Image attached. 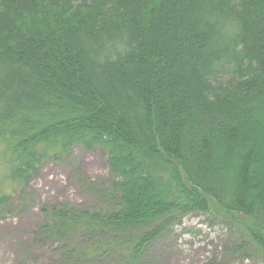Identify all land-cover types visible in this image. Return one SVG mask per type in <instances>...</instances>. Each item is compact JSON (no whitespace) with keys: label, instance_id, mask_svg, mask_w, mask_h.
Instances as JSON below:
<instances>
[{"label":"trees","instance_id":"trees-1","mask_svg":"<svg viewBox=\"0 0 264 264\" xmlns=\"http://www.w3.org/2000/svg\"><path fill=\"white\" fill-rule=\"evenodd\" d=\"M74 144L107 151L121 199L47 214L38 244L86 243L61 264L112 250L136 263L193 211L238 219L264 247V0H0L7 176L27 184ZM151 217L162 225L127 234Z\"/></svg>","mask_w":264,"mask_h":264},{"label":"rangeland","instance_id":"rangeland-1","mask_svg":"<svg viewBox=\"0 0 264 264\" xmlns=\"http://www.w3.org/2000/svg\"><path fill=\"white\" fill-rule=\"evenodd\" d=\"M107 160V151L74 144L67 156L43 162L27 184L12 182L0 161V193L10 195L0 205V264H61L64 245L84 246L81 234L51 244H38L36 236L54 208L119 209L121 192L113 185L117 176ZM151 207L155 206L144 209ZM128 208L124 206L123 212ZM214 214L193 211L172 221L132 264H264V247L243 224ZM151 218L146 223L138 218L127 234L138 236L162 225L161 218ZM105 235L96 234L95 239L110 238L108 232ZM89 264H128V260L112 250Z\"/></svg>","mask_w":264,"mask_h":264}]
</instances>
